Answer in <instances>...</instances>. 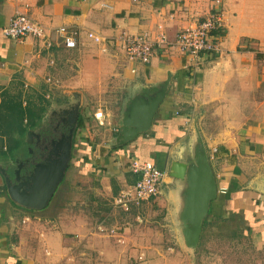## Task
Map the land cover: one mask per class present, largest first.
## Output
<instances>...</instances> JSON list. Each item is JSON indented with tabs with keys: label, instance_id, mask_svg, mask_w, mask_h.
I'll use <instances>...</instances> for the list:
<instances>
[{
	"label": "crops",
	"instance_id": "0c3cea01",
	"mask_svg": "<svg viewBox=\"0 0 264 264\" xmlns=\"http://www.w3.org/2000/svg\"><path fill=\"white\" fill-rule=\"evenodd\" d=\"M216 7L223 13L222 26L214 32L216 50L197 60L182 54L176 33ZM17 11L41 24L46 39L6 37L2 29ZM157 25L169 44L156 47L148 63L128 59L123 47L112 42L120 33L154 35ZM61 26L78 28L76 47L64 46L57 32ZM89 31L104 42L88 38ZM48 86L59 93L55 104L67 107L60 113L69 109V124L75 110L78 119L83 116L84 126L73 134L74 145L83 148L73 159L87 180L75 191L85 198L74 197L52 223L35 222L23 212L29 208L9 196L5 201L0 184V205L6 203V209L0 206V264H42L44 244L32 246L33 240H42L39 234L61 239L80 232L84 241L95 237L92 226L107 216L102 209H110L119 191L137 178L129 171L132 158L166 171L159 194L128 212L147 215L148 249L168 255L175 248L166 241L183 239L180 212L187 188L185 177L174 174L178 165L189 168L195 162L200 143L217 189L208 220L220 215L238 220L260 251L255 264H264V0H0V100L7 92L43 101ZM155 99L149 128L123 139V116L134 105L147 110ZM97 110L104 124L95 118ZM214 113L219 122L209 120ZM158 211L167 221L161 222ZM129 234L125 229L126 240Z\"/></svg>",
	"mask_w": 264,
	"mask_h": 264
},
{
	"label": "rangeland",
	"instance_id": "374dc122",
	"mask_svg": "<svg viewBox=\"0 0 264 264\" xmlns=\"http://www.w3.org/2000/svg\"><path fill=\"white\" fill-rule=\"evenodd\" d=\"M50 84H53L52 81H50ZM44 88L42 92L49 99H46L48 97L43 98L42 104H44V110L36 127L40 128L45 121L54 125L55 117H57L58 123L56 128L63 130L60 124L63 126L69 124V109H65L64 114L53 115L52 109L67 107L55 104L54 99L59 94L57 93V89L52 86ZM63 120L64 122H62ZM209 120L219 122L215 113ZM36 127L29 129L31 133L27 134L28 139H26L29 144L34 143V138L37 135L36 130L39 129ZM48 128L45 125L43 129L46 131ZM82 148L74 145V142L72 143L71 156L64 170L63 178L57 185V191L55 190L54 196L50 198L48 205L43 209L30 208L29 211H23L30 217V220L36 222L38 219H45L52 223L54 217L60 214L59 211L64 212V214L66 213L71 202L76 200L74 197H84L83 192L75 191V185L85 186L87 180L79 174L77 171L78 164L73 159V154L80 153L79 149ZM12 164V161H9L6 166ZM3 165L0 163V167L4 169ZM9 181L11 182L10 178ZM78 181H80V184H78ZM0 184L3 197L5 201H8L7 187L3 180H1V177ZM79 200L80 198L77 199V201ZM83 201H81L82 204H84ZM106 203V206L110 205L108 202ZM5 204L0 206L5 207ZM110 207V209H102L101 212L107 215L106 219L103 216L102 222H96L92 226L91 234H94L93 236L95 237L90 240H82L80 232L71 233L66 238L62 236L61 239L54 238L51 234L43 236L39 234L42 240H39V242L37 239L33 240L32 246L34 248L40 247L41 243L42 248L44 244L42 254L45 258L42 264H255L260 259L258 255L260 251L255 248L250 240V235L246 233L245 228H243L238 220L232 222L233 220L212 218L210 216V222H208L207 226L204 228L202 225L200 238L196 247H188L183 239L171 242L166 241L175 250L168 251V255H161L154 249L149 250V241L144 239L148 237V228L144 224L146 214H143V217L136 214L135 216L134 214H129L130 212L128 211L124 212L115 206L113 207L112 204ZM3 209H6V207ZM159 214L161 215V222L167 221L165 213L160 211ZM96 215L98 216V214ZM84 224L85 221L83 220L80 225H77L78 230H81ZM127 228L130 234L126 240L124 231ZM157 243L161 244L160 241H157ZM162 243H165V240ZM56 247L57 252H54L53 249Z\"/></svg>",
	"mask_w": 264,
	"mask_h": 264
},
{
	"label": "water",
	"instance_id": "95a60500",
	"mask_svg": "<svg viewBox=\"0 0 264 264\" xmlns=\"http://www.w3.org/2000/svg\"><path fill=\"white\" fill-rule=\"evenodd\" d=\"M157 102V99L153 100L147 110L142 112L138 110L137 105H134L131 113L128 112L124 115L125 117L123 116L122 127L124 128L121 127V131L119 128L120 135L122 132L126 134L122 136L123 139L132 138L138 131L149 128ZM77 120L78 111L75 110L67 133L60 134L51 142L52 148L45 157L46 162L33 166L26 180L18 182L17 170L15 172L17 182L13 184L4 174V169L0 167L1 174H4L8 196L15 203L29 209H43L48 205L68 165ZM30 133L31 131L28 130L27 134ZM174 175L178 178L185 177L187 182L185 202L180 212L182 237L188 247H196L202 222L208 214L211 201L217 195L214 174L202 143H200V152L196 155L195 162L189 168L185 163L178 165Z\"/></svg>",
	"mask_w": 264,
	"mask_h": 264
},
{
	"label": "built area",
	"instance_id": "2783aa9c",
	"mask_svg": "<svg viewBox=\"0 0 264 264\" xmlns=\"http://www.w3.org/2000/svg\"><path fill=\"white\" fill-rule=\"evenodd\" d=\"M216 4L220 0H214ZM223 13L220 8H213L208 14L195 24L181 28L175 35V44L182 54L189 55L197 60L202 54L209 53L217 48L214 32L222 26ZM154 35L149 32L134 34L120 33L112 39L113 43H119L125 56L141 63H148L154 54L156 47H165L169 44L166 32L161 25L156 26ZM3 34L9 38L20 39L28 35L46 39L44 27L31 18L26 12L17 11L10 18L9 23L2 29ZM57 32L61 35L64 46L74 48L78 44L80 31L78 28L61 26ZM86 36L96 43L104 42V39L93 32H87ZM49 45V42H47ZM100 124H104V114L101 110L94 113ZM129 171L137 176L135 181L123 187L113 198L112 205L127 212L132 207L139 206L143 201L156 197L160 192V185L166 176V171L157 167L149 160L132 158L129 161ZM140 176V178H138Z\"/></svg>",
	"mask_w": 264,
	"mask_h": 264
},
{
	"label": "trees",
	"instance_id": "16d2710c",
	"mask_svg": "<svg viewBox=\"0 0 264 264\" xmlns=\"http://www.w3.org/2000/svg\"><path fill=\"white\" fill-rule=\"evenodd\" d=\"M7 37V36H6ZM24 100L26 103L24 104ZM42 100L31 101L22 94H9L3 92L0 100V163L4 164L9 159H16L27 153L25 141L29 129L36 127L44 110ZM84 126L83 116L76 123V129ZM74 137L72 138V143ZM23 207V206H22ZM25 208V207H23ZM210 211L204 218L202 225L205 228ZM216 218H222L217 216Z\"/></svg>",
	"mask_w": 264,
	"mask_h": 264
},
{
	"label": "flooded vegetation",
	"instance_id": "af4514ba",
	"mask_svg": "<svg viewBox=\"0 0 264 264\" xmlns=\"http://www.w3.org/2000/svg\"><path fill=\"white\" fill-rule=\"evenodd\" d=\"M58 109H52V114L53 115H57L60 114V111ZM56 120L58 119L57 117H55ZM54 121L55 124H49L46 121L42 123V126L36 127L39 128L38 130H36V137L34 138V143L29 144L26 139L25 141L27 142V153L26 154H22L21 157L16 158V159H9L8 161H6V164L4 163L3 167H4V174L9 176L11 182L14 184L17 182L16 180V171L18 170V182L26 180L28 177L29 172L31 171V169L33 168V166H35L37 163H45V157L48 155V152L51 149V142L55 139H57L60 134L67 132L68 124L63 126L62 124L61 127L63 130L56 128L57 127V121ZM49 127L46 131H44V127ZM33 147V148H31ZM9 161H12V165H8L6 166ZM4 174L0 173V177L2 178L4 184H5V178H4ZM57 191V190H56ZM55 193V192H54ZM54 196V194L52 195ZM52 198V197H51Z\"/></svg>",
	"mask_w": 264,
	"mask_h": 264
}]
</instances>
